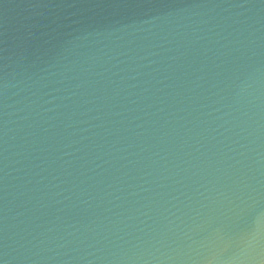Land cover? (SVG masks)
I'll list each match as a JSON object with an SVG mask.
<instances>
[{
	"label": "water",
	"instance_id": "water-1",
	"mask_svg": "<svg viewBox=\"0 0 264 264\" xmlns=\"http://www.w3.org/2000/svg\"><path fill=\"white\" fill-rule=\"evenodd\" d=\"M0 264H264V0H0Z\"/></svg>",
	"mask_w": 264,
	"mask_h": 264
}]
</instances>
